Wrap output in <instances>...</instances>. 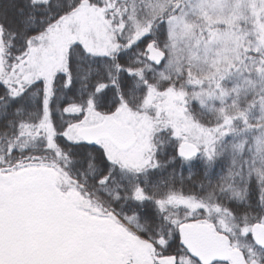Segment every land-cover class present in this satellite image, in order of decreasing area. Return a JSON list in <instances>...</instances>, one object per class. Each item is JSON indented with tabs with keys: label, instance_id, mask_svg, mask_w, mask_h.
Returning <instances> with one entry per match:
<instances>
[{
	"label": "snow or ice",
	"instance_id": "1",
	"mask_svg": "<svg viewBox=\"0 0 264 264\" xmlns=\"http://www.w3.org/2000/svg\"><path fill=\"white\" fill-rule=\"evenodd\" d=\"M0 264H264V0H0Z\"/></svg>",
	"mask_w": 264,
	"mask_h": 264
}]
</instances>
